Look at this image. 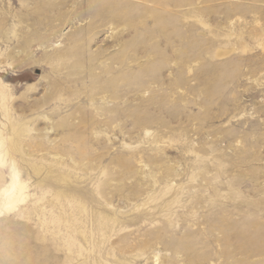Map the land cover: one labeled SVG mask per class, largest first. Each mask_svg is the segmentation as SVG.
<instances>
[{
    "label": "rangeland",
    "instance_id": "1",
    "mask_svg": "<svg viewBox=\"0 0 264 264\" xmlns=\"http://www.w3.org/2000/svg\"><path fill=\"white\" fill-rule=\"evenodd\" d=\"M0 136V264H264V0H0Z\"/></svg>",
    "mask_w": 264,
    "mask_h": 264
},
{
    "label": "bare ground",
    "instance_id": "2",
    "mask_svg": "<svg viewBox=\"0 0 264 264\" xmlns=\"http://www.w3.org/2000/svg\"><path fill=\"white\" fill-rule=\"evenodd\" d=\"M11 136V135H10ZM11 147L16 148L18 146V142L15 137L11 136ZM2 147V137L0 136V165L4 163L3 153L1 150ZM10 186L5 188L4 193V201L6 209H13L16 204L20 201L21 195L24 191L25 185L19 178V173L17 171H13L10 181Z\"/></svg>",
    "mask_w": 264,
    "mask_h": 264
}]
</instances>
